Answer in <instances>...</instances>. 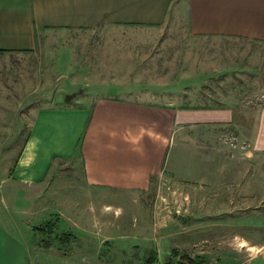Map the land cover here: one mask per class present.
<instances>
[{
    "label": "rangeland",
    "instance_id": "374dc122",
    "mask_svg": "<svg viewBox=\"0 0 264 264\" xmlns=\"http://www.w3.org/2000/svg\"><path fill=\"white\" fill-rule=\"evenodd\" d=\"M263 95L261 44L193 35L172 19L47 31L33 50L0 55V189L9 210L0 220L24 238L25 264H176L180 254L207 264H264V151L250 142V115ZM104 96L230 103L243 116L230 128L188 129L190 165L143 193L88 186L75 160L57 162L36 185L12 178L36 108L89 107ZM196 156L209 159L202 174ZM56 219L52 236L34 231ZM63 232L73 240L61 244Z\"/></svg>",
    "mask_w": 264,
    "mask_h": 264
},
{
    "label": "crops",
    "instance_id": "0c3cea01",
    "mask_svg": "<svg viewBox=\"0 0 264 264\" xmlns=\"http://www.w3.org/2000/svg\"><path fill=\"white\" fill-rule=\"evenodd\" d=\"M171 19L193 35L264 47V0H0V55L33 50L47 31L91 29L102 22L155 27ZM254 111L250 142L264 151V95ZM238 112L230 103L183 107L114 96L89 107L40 106L12 178L22 187L36 185L57 162L75 160L88 186L143 193L158 178L190 165L188 129L238 126L237 117L243 116ZM201 156L192 163L200 174L209 162ZM3 202L0 189V210L9 214ZM25 243L0 220V264H25Z\"/></svg>",
    "mask_w": 264,
    "mask_h": 264
},
{
    "label": "trees",
    "instance_id": "16d2710c",
    "mask_svg": "<svg viewBox=\"0 0 264 264\" xmlns=\"http://www.w3.org/2000/svg\"><path fill=\"white\" fill-rule=\"evenodd\" d=\"M57 228V219L56 220H49L48 222L44 223L43 225L34 229L35 232L39 233L42 237L52 236L54 231ZM57 240L61 244H66L73 240V235L70 232H63L60 235H57ZM45 247H48V243H43ZM174 256L179 255L176 250H173ZM153 253V251L151 252ZM154 255V254H153ZM152 259H148V262H152ZM176 264H207L203 257L195 256L190 257L187 254H180L179 259L177 260Z\"/></svg>",
    "mask_w": 264,
    "mask_h": 264
}]
</instances>
